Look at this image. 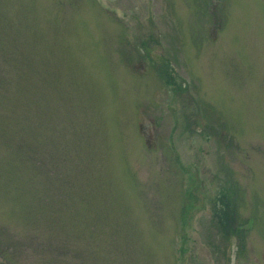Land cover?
Wrapping results in <instances>:
<instances>
[{
	"label": "rangeland",
	"instance_id": "374dc122",
	"mask_svg": "<svg viewBox=\"0 0 264 264\" xmlns=\"http://www.w3.org/2000/svg\"><path fill=\"white\" fill-rule=\"evenodd\" d=\"M0 264H264V0H0Z\"/></svg>",
	"mask_w": 264,
	"mask_h": 264
},
{
	"label": "trees",
	"instance_id": "16d2710c",
	"mask_svg": "<svg viewBox=\"0 0 264 264\" xmlns=\"http://www.w3.org/2000/svg\"><path fill=\"white\" fill-rule=\"evenodd\" d=\"M223 190L217 200L219 204L217 211L219 212L222 226L224 230L227 231L226 233H235L242 236L243 230L239 228V224L236 223L239 219L236 204L232 202L233 198L230 197L226 189Z\"/></svg>",
	"mask_w": 264,
	"mask_h": 264
}]
</instances>
